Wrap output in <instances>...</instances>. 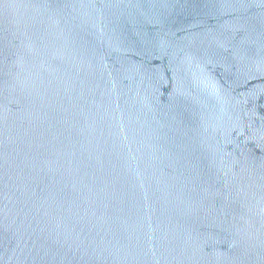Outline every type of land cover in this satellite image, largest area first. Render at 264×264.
<instances>
[{"label":"water","instance_id":"water-1","mask_svg":"<svg viewBox=\"0 0 264 264\" xmlns=\"http://www.w3.org/2000/svg\"><path fill=\"white\" fill-rule=\"evenodd\" d=\"M0 264H264V0H0Z\"/></svg>","mask_w":264,"mask_h":264}]
</instances>
